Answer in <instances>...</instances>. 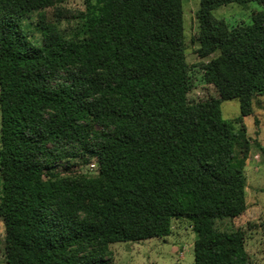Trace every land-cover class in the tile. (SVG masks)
<instances>
[{
	"label": "trees",
	"instance_id": "trees-1",
	"mask_svg": "<svg viewBox=\"0 0 264 264\" xmlns=\"http://www.w3.org/2000/svg\"><path fill=\"white\" fill-rule=\"evenodd\" d=\"M262 6L228 25L213 10ZM67 35L55 0H0V220L6 264H111L108 245L194 225V264H250L244 230L217 219L246 208L241 116L264 93V0H199L196 53L219 52L226 88L189 98L182 0H83ZM34 20L26 23L31 13ZM31 23V28L28 26ZM96 159L93 176L59 160ZM46 170V174L44 172Z\"/></svg>",
	"mask_w": 264,
	"mask_h": 264
},
{
	"label": "rangeland",
	"instance_id": "rangeland-1",
	"mask_svg": "<svg viewBox=\"0 0 264 264\" xmlns=\"http://www.w3.org/2000/svg\"><path fill=\"white\" fill-rule=\"evenodd\" d=\"M199 0H182L183 28L185 43V60L188 64V74L192 83L188 92L189 98H204L219 96L227 87L217 58L219 52L206 56L196 53L198 41L196 35L198 22L195 11ZM56 8L63 9L58 26L65 34L75 32L81 22L79 12L84 9L83 0H55L52 7L44 9L49 20H54ZM256 2L246 5L229 3L213 10L216 17L224 19L228 25L248 23L252 14L261 9ZM31 13L26 23L34 20ZM31 23L28 30L32 29ZM33 30V29H32ZM251 113L240 115L237 98L224 99L220 103L221 115L224 119L236 120L235 127L243 128L248 146H237V151L246 154L244 174L246 178L245 200L246 208L238 216L217 219L214 226L220 229L244 230V246L248 253L250 264H264V93L254 94L251 100ZM45 169L44 172L46 174ZM58 174H81L93 176L96 174V159L91 155H79L59 160L50 169ZM196 237L194 225L186 218L172 219L171 232L165 237H151L139 241L114 242L108 245L111 264H194L193 241ZM0 264L4 261V227L0 220Z\"/></svg>",
	"mask_w": 264,
	"mask_h": 264
}]
</instances>
